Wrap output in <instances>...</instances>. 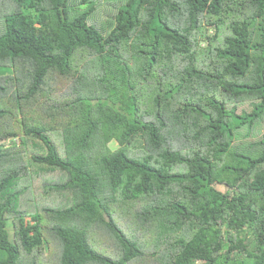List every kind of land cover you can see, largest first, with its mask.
<instances>
[{
  "label": "trees",
  "instance_id": "16d2710c",
  "mask_svg": "<svg viewBox=\"0 0 264 264\" xmlns=\"http://www.w3.org/2000/svg\"><path fill=\"white\" fill-rule=\"evenodd\" d=\"M263 117L264 0H0V264H264Z\"/></svg>",
  "mask_w": 264,
  "mask_h": 264
},
{
  "label": "rangeland",
  "instance_id": "374dc122",
  "mask_svg": "<svg viewBox=\"0 0 264 264\" xmlns=\"http://www.w3.org/2000/svg\"><path fill=\"white\" fill-rule=\"evenodd\" d=\"M213 32H214V29L213 28H209V31H208V33L211 35V34H213ZM208 43H207V41L206 40H200V46L201 47H204V46H206ZM242 108H244V109H246V110H250V106L249 105H243V106H239V107H237V110H236V113H240V111H241V109ZM263 122H264V117H263ZM263 124V123H262ZM261 128H264V126L263 127H261ZM255 136V134H253L252 136H249V137H251V138H253ZM257 139V138H256ZM35 141V140H34ZM5 142H7V141H5ZM36 142V144L39 146V141H35ZM110 146H112V147H115L116 146V144H115V142L113 143V142H111L110 143ZM131 146H132V148H133V150L135 149V148H138V147H136L137 146V144H131ZM60 175V174H59ZM57 177H58V175H56ZM46 177H49V178H51V177H53L52 175H48V176H44L43 177V179L44 178H46ZM60 177V176H59ZM42 178V177H41ZM216 187L218 188V189H220V190H222V191H224L225 189H226V187L224 186V185H221V184H219V185H216ZM52 193H53V195L52 194H50L49 193V195L50 196H52V197H58L59 195L55 192V191H52ZM49 196V197H50ZM49 197H47V198H44V203L45 204H48V199H49ZM26 219H28V217H26Z\"/></svg>",
  "mask_w": 264,
  "mask_h": 264
}]
</instances>
